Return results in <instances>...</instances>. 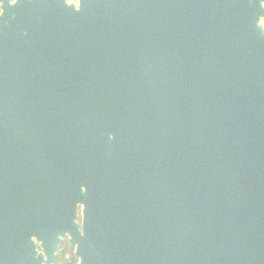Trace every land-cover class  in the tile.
Masks as SVG:
<instances>
[{
  "label": "water",
  "instance_id": "obj_1",
  "mask_svg": "<svg viewBox=\"0 0 264 264\" xmlns=\"http://www.w3.org/2000/svg\"><path fill=\"white\" fill-rule=\"evenodd\" d=\"M0 108V264H264V0H0Z\"/></svg>",
  "mask_w": 264,
  "mask_h": 264
},
{
  "label": "flooded vegetation",
  "instance_id": "obj_2",
  "mask_svg": "<svg viewBox=\"0 0 264 264\" xmlns=\"http://www.w3.org/2000/svg\"><path fill=\"white\" fill-rule=\"evenodd\" d=\"M4 110L2 108H0V112H3ZM17 140H13V144L12 145H16ZM22 145H24V143H21ZM27 149L26 148H21V149H15L10 148L8 150L7 147V142H6V134L4 137V132H2V130L0 131V178H6L7 177V171L9 168L8 165V157L13 159V160H17V165L11 164V172L12 174L16 175L17 174V170H18V178L22 181H26L27 177H28V170L25 169L24 167H21L18 164L19 160H24L26 158H28V155L26 154ZM34 144L32 147V152H33V158H34ZM17 166V168H16ZM2 179H0V190L2 189ZM59 255H60V259L59 261L56 262H52L50 264H70V262L74 259L75 264H78L79 260L77 257H75V249L74 247L69 243L68 238H64L60 244L59 247Z\"/></svg>",
  "mask_w": 264,
  "mask_h": 264
}]
</instances>
